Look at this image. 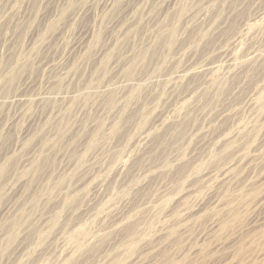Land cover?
<instances>
[{"label": "rangeland", "instance_id": "rangeland-1", "mask_svg": "<svg viewBox=\"0 0 264 264\" xmlns=\"http://www.w3.org/2000/svg\"><path fill=\"white\" fill-rule=\"evenodd\" d=\"M0 264H264V0H0Z\"/></svg>", "mask_w": 264, "mask_h": 264}, {"label": "bare ground", "instance_id": "bare-ground-1", "mask_svg": "<svg viewBox=\"0 0 264 264\" xmlns=\"http://www.w3.org/2000/svg\"><path fill=\"white\" fill-rule=\"evenodd\" d=\"M224 54V53H223ZM258 63V62H257ZM218 64V63H217ZM208 72V71H207ZM131 85V84H130ZM215 113V112H214ZM171 123V122H170ZM200 133V132H199ZM72 135V134H71ZM143 140V139H142ZM224 143V142H223ZM141 151V150H140ZM118 167V166H117ZM126 176V175H125ZM262 181V180H261ZM168 182V181H167ZM99 183V182H98ZM96 184V183H95ZM190 193V192H189ZM25 199V198H24ZM122 206V205H121ZM16 213V212H15ZM196 213V212H194ZM118 214V213H117ZM117 216V215H116ZM22 219H23V214H22ZM9 218V217H8ZM31 224V223H30ZM29 225V224H28ZM20 227L21 226V222H19V220L16 222H11L10 224H8V227L7 228H4L3 231H2V234L4 237H7V241L8 242H11L14 240V235L16 236L15 234V230H16V227ZM25 226V225H23ZM22 226V227H23ZM21 227V228H22ZM76 227V226H75ZM100 228V227H99ZM20 240V239H19ZM85 243V242H84ZM160 251V250H159ZM108 260V259H107Z\"/></svg>", "mask_w": 264, "mask_h": 264}]
</instances>
